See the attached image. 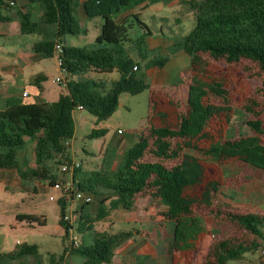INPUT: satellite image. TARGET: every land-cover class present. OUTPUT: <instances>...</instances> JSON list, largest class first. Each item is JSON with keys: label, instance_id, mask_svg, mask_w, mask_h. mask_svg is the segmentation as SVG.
Segmentation results:
<instances>
[{"label": "trees", "instance_id": "1", "mask_svg": "<svg viewBox=\"0 0 264 264\" xmlns=\"http://www.w3.org/2000/svg\"><path fill=\"white\" fill-rule=\"evenodd\" d=\"M7 1L0 0V9ZM29 1L39 3L42 14L40 21H35L30 13H21L23 33L37 31L40 23L57 28L56 39L37 42L34 45L36 52L52 55L55 43L61 42L62 37L79 34L80 0ZM144 1H85L88 17L103 16L105 19L95 46L63 45L68 86L58 100L16 102L0 109V169L17 168L19 149L25 145L27 135L35 141L37 161L57 159L62 154L71 159L65 142L75 136L73 112L78 105L82 104L95 116L96 123H100L117 111L121 94L136 95L150 89L148 123L138 130L135 142L126 150L118 168L109 170L103 165L81 178L78 174L82 166L74 171L78 187L91 193L94 202L101 203L98 215L91 221L96 223L107 216L103 208L106 202L110 209L130 210L141 198H148L166 206L163 222L159 225L164 226L166 221L172 225V250L199 252L201 241L208 236L210 242L201 264L241 261L246 254L258 252L264 245V213L236 212L228 203H217L223 193V178H208V165L215 163L227 173L239 164L264 174V120L251 100L241 111L247 116L242 124L247 133L236 135L231 132L238 110L233 104L231 82L214 70L212 60L223 59L229 64L249 61L258 70L264 87V0L186 1L196 13V24L177 43V48L190 57V74L185 82L187 93L176 120L172 119V112L160 106L158 92L139 75L140 63L125 47V42L130 40V26L114 19L115 14ZM135 18L147 28L138 15ZM167 60L168 56H162L147 65L162 67ZM115 70L120 73V78L110 87L105 81L86 76L91 71L111 73ZM105 134L103 128L93 129L89 137ZM59 204V223L69 238L72 224L63 220L66 204ZM82 217L80 213L77 221ZM16 218L34 227L47 224L43 214L19 213ZM226 225L233 231L226 233ZM73 227L78 233L93 229L90 224L87 226V221ZM236 228L242 236H235ZM140 233L138 228L97 230L92 243L81 242L75 248L66 245L59 259L52 255L50 264L64 261L68 252L82 255V264L110 263L117 249ZM41 255L37 244L21 242L11 251L0 252V264H43ZM32 259L34 263H31Z\"/></svg>", "mask_w": 264, "mask_h": 264}, {"label": "crops", "instance_id": "2", "mask_svg": "<svg viewBox=\"0 0 264 264\" xmlns=\"http://www.w3.org/2000/svg\"><path fill=\"white\" fill-rule=\"evenodd\" d=\"M10 1L8 0L6 5L0 9V109L16 102L41 103L56 101L63 93H66V90L61 86L59 87L55 82V78L60 74L55 56L36 52L34 45L42 40L56 39L57 28L54 25L40 23L37 31L23 33L20 22L21 13H30L35 21H40L42 8L39 3L29 0H14L15 5L9 6ZM85 1L80 0L78 18L81 30L77 35L84 32L86 38L90 37L93 30V21H95L96 30L92 34L94 40L85 42V47L88 45L94 47L97 37L101 34L105 19L103 16L88 17L85 11ZM186 1L190 0H145L134 8L125 9L114 15L117 22H127L130 26V40L125 42V47L132 57L140 63L139 69L146 71L152 89L158 93L164 92V90L168 91L171 86H177L181 79L178 81L170 79V75L174 72L179 73L190 65L189 55L184 50L177 48V43L180 40L173 39V37H177L176 33L179 34V32L189 29L184 26L185 22L189 24L193 22L192 29L196 24V13ZM162 7L166 11H163ZM149 12L151 15L148 14ZM135 15L139 16L147 25V28L137 22ZM145 15L160 23L159 26H156V31L152 30L148 22L142 19ZM131 31L135 32V37H131ZM70 36L75 35H66L61 38L63 45L72 46L67 44L68 41L72 40L69 39ZM162 56H168L164 66L147 65L150 61ZM115 71L118 72V70ZM98 74L99 72L91 71L86 76L108 83L100 78ZM49 81L58 85V89L54 86H48ZM25 91L28 92L27 96L23 95ZM41 134L38 133V135ZM25 140V145L19 149L20 158L17 168L0 169V179L5 183L6 188L21 185L26 179H30L49 192L54 179H70L72 177L71 174L60 171L56 158L37 161L34 153L35 141L33 137L27 135ZM30 140L32 142L28 145ZM120 140L123 142L125 137ZM81 177H84L82 167L78 174V178ZM25 189L32 194L34 191L39 190V187L35 184L25 186ZM97 202L99 201L85 206L80 204L73 206L83 215L82 219L76 221L75 224L80 226L87 221V226L90 224L93 227L92 230L84 229L83 231V233L89 232L87 238L89 243L93 242L94 232L97 230L120 231L135 228L141 230L140 234H137L136 237L117 249L112 262L103 264H187L188 257L183 255L184 252L170 248L172 225L167 221L164 222V226L159 225L164 219L165 205L158 204L148 198H141L133 209L127 210L123 208L110 209L109 202H106L103 208L107 211V216L94 223L91 220L98 215L101 209L100 206H97ZM21 223L30 228H37L30 226L27 222ZM61 229H63V235H65L64 228L61 227ZM85 237L87 235L83 234L84 239ZM4 242L2 241V243ZM81 242L84 243V240L81 239ZM19 243L21 242L11 244L9 247L12 248H6L5 250H3L4 244H2L0 252L11 251ZM51 244L50 236L37 244L41 254L43 253L41 249H46ZM74 255L69 252L66 254L67 259L74 258ZM72 260L74 264V259ZM241 261L235 262L240 264Z\"/></svg>", "mask_w": 264, "mask_h": 264}, {"label": "rangeland", "instance_id": "3", "mask_svg": "<svg viewBox=\"0 0 264 264\" xmlns=\"http://www.w3.org/2000/svg\"><path fill=\"white\" fill-rule=\"evenodd\" d=\"M163 11H166L162 7ZM149 15L150 12L148 13ZM147 21L152 30L156 31V20H151L150 17H142ZM184 26L189 28L185 31L176 33L175 40H181L186 34L190 32L193 27V22L190 24L185 22ZM93 32H95V21H93ZM86 38L84 32L81 35L70 36L68 45L85 47V42L93 39V35ZM131 37H135V32L131 31ZM69 36V35H68ZM175 36V35H174ZM172 39V40H173ZM95 43V42H94ZM88 45L87 48H91ZM213 68L219 74L224 75L231 82V93L234 106L238 109L232 121L233 134L247 133L245 126H242L243 121L247 116L242 113L243 107L253 100L256 103V109L261 111V118L264 120V87L262 85V78L258 75V70L252 67L249 61H241L237 64H229L225 60H212ZM172 70V69H168ZM177 73V74H176ZM190 74V65L187 69L174 72L170 79L181 81L177 86H171L168 91L159 92L157 100L164 110L172 112V119L176 120L177 113L181 111L187 89L186 80ZM100 78L108 82V87L111 83L120 78L118 72L113 73H99ZM139 75L148 80V74L144 69L139 71ZM58 84V83H56ZM49 81L48 86H54L58 89V85ZM61 85H59L60 87ZM62 87V86H61ZM151 90H145L142 93L133 95L130 93H123L119 98V106L117 111L107 120L96 123V118L86 109H77L74 111V120L76 125L75 136L72 139L73 146L70 147L71 157L81 162L82 172L84 177L90 175L93 171L99 170L103 165L109 170L117 169L120 165L126 150L135 142L138 130L148 123L151 104ZM241 125V128H238ZM105 129L104 136L89 137L93 129ZM125 140L121 142V138ZM31 140L29 144H31ZM72 150V151H71ZM75 154L73 155V153ZM227 173H223L221 168L215 164L208 165V178H218L222 176L223 193L219 196L221 203H228L232 205V210L236 212H257L264 213V174L253 171L245 165L232 166ZM37 185L39 190L30 194L26 191L25 186ZM50 195L56 197L55 200L50 199ZM59 192L53 188L46 191L39 186L38 183H33L30 179H26L21 185L6 188L5 183L0 179V250L1 245L4 244V249L16 242H28L40 244L46 237L51 238L52 244L46 249L42 250L40 261L43 264H50L52 255L59 259L64 252L66 245L69 244V238L63 235V229L59 225L58 219L61 215V206L58 201ZM101 203L97 202V206ZM69 208V205H67ZM21 212H36L47 217V225L37 226V228H30L17 220V214ZM226 233L233 230L226 225ZM166 231V230H165ZM88 233H78L79 239H83L85 244H90L88 241ZM235 236H242V232L236 228ZM83 234L87 237L83 238ZM7 240H6V238ZM2 241H5L2 243ZM210 237H205L200 243V251L195 253H186L183 255L188 257L187 264H201L202 256L208 249ZM45 248V247H44ZM74 264H82L84 257L80 254L74 255ZM72 259L60 261L59 264H73ZM34 263V260H31ZM228 264H236L235 261H230ZM240 264H264V256L260 255V251L256 253H248Z\"/></svg>", "mask_w": 264, "mask_h": 264}, {"label": "built area", "instance_id": "4", "mask_svg": "<svg viewBox=\"0 0 264 264\" xmlns=\"http://www.w3.org/2000/svg\"><path fill=\"white\" fill-rule=\"evenodd\" d=\"M15 1L11 0L9 2V6L15 5ZM64 46L61 42L57 41L54 45L53 55L55 56V60L57 63V66L59 68L60 74L55 78V82L61 85L64 89L68 86V79H67V72L68 69L65 66L64 58ZM134 69H137V66L134 67ZM24 96L28 95V92L25 91L23 93ZM77 109H85L82 104L77 106ZM72 140H67L65 142L67 147H71ZM57 162L59 165V169L62 173L71 174L72 177L70 179H58L53 184H51L52 188L57 190L59 192L58 195V201L65 203L66 208L65 212L63 214V220L72 224V227L69 230V248H75L79 247L81 241L79 237L77 236V232L74 229L73 225L78 220V217L80 215V212L77 211L73 206L76 204H80L82 206L88 205L94 202V196L78 187L77 183L75 182L73 178L74 171L81 167V162L75 160L74 157H71V159H68L66 156L59 155L57 157ZM51 200H55L56 197L54 195H50ZM67 205H69V208H67ZM60 227H63L59 223ZM260 255L264 256V245L260 249Z\"/></svg>", "mask_w": 264, "mask_h": 264}]
</instances>
